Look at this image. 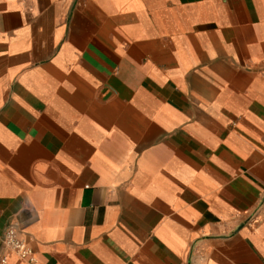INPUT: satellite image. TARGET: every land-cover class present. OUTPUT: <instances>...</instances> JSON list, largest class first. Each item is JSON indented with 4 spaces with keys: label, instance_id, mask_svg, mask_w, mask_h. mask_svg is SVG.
<instances>
[{
    "label": "crops",
    "instance_id": "1",
    "mask_svg": "<svg viewBox=\"0 0 264 264\" xmlns=\"http://www.w3.org/2000/svg\"><path fill=\"white\" fill-rule=\"evenodd\" d=\"M11 224L33 264H264V0H0Z\"/></svg>",
    "mask_w": 264,
    "mask_h": 264
},
{
    "label": "built area",
    "instance_id": "2",
    "mask_svg": "<svg viewBox=\"0 0 264 264\" xmlns=\"http://www.w3.org/2000/svg\"><path fill=\"white\" fill-rule=\"evenodd\" d=\"M11 254H15L23 262L29 264L35 262V253L16 224L8 226L4 233L3 254L0 256V264H7L8 256Z\"/></svg>",
    "mask_w": 264,
    "mask_h": 264
}]
</instances>
